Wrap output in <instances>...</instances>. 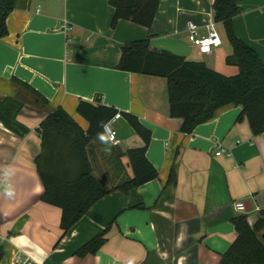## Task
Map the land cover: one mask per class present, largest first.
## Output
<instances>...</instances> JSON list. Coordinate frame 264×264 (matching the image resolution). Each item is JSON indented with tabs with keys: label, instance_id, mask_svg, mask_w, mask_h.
<instances>
[{
	"label": "crops",
	"instance_id": "obj_1",
	"mask_svg": "<svg viewBox=\"0 0 264 264\" xmlns=\"http://www.w3.org/2000/svg\"><path fill=\"white\" fill-rule=\"evenodd\" d=\"M214 2L159 0L150 27L125 18L113 27L110 0L16 1L8 34L0 38V101L25 100L17 120L29 132L19 135L0 120V246L5 251L0 264H21V258L39 264H218L236 235L233 218L247 215L250 226L257 223L264 210V132L254 134L242 106H223L186 133L184 120L170 115L166 78L118 68L125 44L148 40L153 48L235 74L237 67L226 62L233 48L222 23H216L219 34L221 28L224 32L222 44L209 55L199 54L189 39V22L204 34L215 19ZM240 5L234 32L264 63V0H240ZM14 79L28 83L49 104L43 106ZM82 101L136 115L152 132L147 157L159 176L127 193L117 188L133 177L127 150L144 144L122 118L116 127L123 142L115 156L103 148L111 145L106 134L102 148L101 134L87 147L90 156L91 145L99 142L93 175L112 191L62 237V209L44 200L35 164L42 149L38 128L48 113L62 108L87 130L89 122L77 111ZM219 147L225 149L221 155ZM172 170L175 182L168 184ZM239 201L247 212L235 209ZM102 233L105 241L95 253L78 255Z\"/></svg>",
	"mask_w": 264,
	"mask_h": 264
},
{
	"label": "trees",
	"instance_id": "obj_2",
	"mask_svg": "<svg viewBox=\"0 0 264 264\" xmlns=\"http://www.w3.org/2000/svg\"><path fill=\"white\" fill-rule=\"evenodd\" d=\"M16 1L0 0V38L8 34L7 19L15 9ZM158 2L159 0H110L115 7L112 26L115 27L120 19L125 18L150 27ZM241 9L240 0L214 2V20L224 25L233 48V53L226 58L228 65L237 67V72L231 76L210 68L204 62L189 61L170 51L153 48L148 40H135L125 44L118 68L166 78L170 115L184 120L183 132H192L198 125L214 118L220 108L234 103L242 106L243 115L249 120L254 134H261L264 132V63L257 51L234 32L233 19ZM14 81L43 106L49 104L41 93L25 81ZM24 106L25 100L20 97L7 96L0 101V120L19 135L29 132L17 120ZM77 111L89 122L87 130L62 108L48 113L38 128L42 149L35 158V164L45 186L44 200L62 209V237L68 234L90 207L112 191L104 189L93 175L87 147L97 135L105 136L104 126L114 118L118 110L82 101L77 106ZM122 118L144 141L142 146L126 152L133 177L117 188L127 193L156 179L159 172L147 157V149L152 140L151 130L132 113L123 112ZM63 143L71 147L77 158L73 167L61 152ZM113 147L115 150L118 148ZM174 182L175 173L172 170L168 184ZM232 222L236 235L218 264H264V210L253 227L249 225L247 215L235 216ZM105 234L102 233L83 245L78 255L83 257L95 253L104 243ZM4 254V248L0 246V262Z\"/></svg>",
	"mask_w": 264,
	"mask_h": 264
},
{
	"label": "built area",
	"instance_id": "obj_3",
	"mask_svg": "<svg viewBox=\"0 0 264 264\" xmlns=\"http://www.w3.org/2000/svg\"><path fill=\"white\" fill-rule=\"evenodd\" d=\"M216 25V22L214 20H211L205 26L206 32L203 34L202 32H200V26L193 22L188 23L187 29L189 32V39L191 43L197 47L199 54L209 55L213 53L215 49L221 46L222 38L217 30ZM121 119L122 113H117L114 118H112L104 126V132L109 143L115 147H119L123 142L120 138L119 130L116 127L117 122H119V120ZM223 152H225V149L223 147H219L217 155H221ZM234 207L238 211L247 212V206L243 201L236 202ZM18 262L21 264H39L30 258H21Z\"/></svg>",
	"mask_w": 264,
	"mask_h": 264
},
{
	"label": "rangeland",
	"instance_id": "obj_4",
	"mask_svg": "<svg viewBox=\"0 0 264 264\" xmlns=\"http://www.w3.org/2000/svg\"><path fill=\"white\" fill-rule=\"evenodd\" d=\"M220 32H221L220 33L221 37H223L224 36V32H223L222 28L220 29ZM225 39H227L226 36H225ZM194 60H197V59H194ZM195 62H200V60L195 61ZM120 124L124 125V123L122 121L120 122ZM124 127L125 126H122V128L120 127V131L122 130L123 133L125 132V128ZM102 137L104 139H101V137L99 138L100 139V143H101V148H102V146H104L103 143H105L104 141L106 139L104 135H102ZM130 146L131 145L128 144V145H124L122 148H123L124 151H126ZM98 148H99V142H95V143H93V145H91V149L92 150L91 151L88 150L89 153H90V156H89L88 152H87V156H88V159H89L90 163H91V160H93L94 163H95L96 157L100 158V155H98V152L96 151V153H95V149H98ZM103 148H106V149L110 150L109 152H106V153L110 154V156H115V153H116L115 149L111 145L108 144L107 146H105ZM130 148H133V147H130ZM61 152L67 156V159H68V161L70 163V166L71 167L75 166V163H77V158H76V156H74V153H73V150L71 149V147L66 145L65 143H63L61 145Z\"/></svg>",
	"mask_w": 264,
	"mask_h": 264
},
{
	"label": "clouds",
	"instance_id": "obj_5",
	"mask_svg": "<svg viewBox=\"0 0 264 264\" xmlns=\"http://www.w3.org/2000/svg\"><path fill=\"white\" fill-rule=\"evenodd\" d=\"M101 139H104L103 137H101Z\"/></svg>",
	"mask_w": 264,
	"mask_h": 264
}]
</instances>
